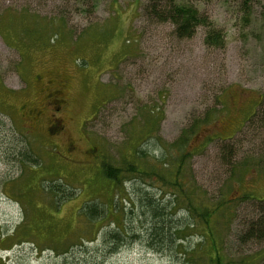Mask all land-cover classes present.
Here are the masks:
<instances>
[{
    "label": "rangeland",
    "instance_id": "obj_1",
    "mask_svg": "<svg viewBox=\"0 0 264 264\" xmlns=\"http://www.w3.org/2000/svg\"><path fill=\"white\" fill-rule=\"evenodd\" d=\"M189 1L222 49L206 27L179 39L149 0H0V264H178L180 240H145L149 199L173 227L193 202L217 209L225 261L264 264V0ZM88 203L109 214L91 221ZM117 224L126 244L111 250ZM196 228L182 237L192 251Z\"/></svg>",
    "mask_w": 264,
    "mask_h": 264
},
{
    "label": "trees",
    "instance_id": "obj_2",
    "mask_svg": "<svg viewBox=\"0 0 264 264\" xmlns=\"http://www.w3.org/2000/svg\"><path fill=\"white\" fill-rule=\"evenodd\" d=\"M145 11L149 18L158 23H171L175 27V34L179 39H190L195 35L199 27H206L208 32L205 44L208 47L217 49L224 47L225 38L222 31L213 27L209 19L202 15L198 8L189 0H149ZM24 157L26 162L30 161L29 151H27ZM31 163H34V166L38 164L36 161H32ZM132 170L133 168L130 167L127 171L131 172ZM121 172L122 170L111 165H104L103 167L105 177L118 184L120 183ZM59 187L56 185L49 187L47 190L55 194L64 193ZM66 195L64 194L65 197ZM69 196L67 195V197ZM152 202L151 199L148 200V206L152 216L150 218L151 222L149 223L151 227L147 230V237L145 238L147 242H151V246H175L176 251V243L180 240L181 244L178 245L179 251H177L179 257L178 264H194L197 255L202 253L207 254L211 264H232L230 263L232 262L231 260H229L230 262L225 261L226 255H224L223 246L214 234L212 219L217 213V209L210 210L209 207L205 206L198 209L196 208L198 206L193 204L194 202L192 201L193 203L188 206L190 218L188 217L185 222H181V224L173 227L172 223L167 219L165 211ZM223 205L221 204V206ZM92 207L93 209H90ZM82 211H84L83 215L93 222L101 221L109 214V212L101 210L95 203H88ZM196 227L200 228L202 243L194 247L192 251L182 242L184 240L182 237L184 234L192 232ZM125 228L124 225L117 224L115 230L105 233V244L109 245L111 250H119L126 244L124 238ZM259 236L262 237L261 234ZM81 243L83 244L82 240ZM243 263L250 264L248 260Z\"/></svg>",
    "mask_w": 264,
    "mask_h": 264
},
{
    "label": "flooded vegetation",
    "instance_id": "obj_3",
    "mask_svg": "<svg viewBox=\"0 0 264 264\" xmlns=\"http://www.w3.org/2000/svg\"><path fill=\"white\" fill-rule=\"evenodd\" d=\"M39 80H41L39 77H37V81L39 82ZM47 97L50 99V106L54 107V109L56 111L61 110L66 103V99L64 97V93L62 89H54L53 91H51ZM37 108H34L32 110L29 111L28 114L32 115L34 114V112H36ZM40 111H38V113L36 114V116H38ZM49 123H52L53 126H51L48 130V132H50L51 135H57L58 133H61L64 129V125H63V121L62 120H55V119H49ZM73 150V145H68L66 147V152L68 154H70Z\"/></svg>",
    "mask_w": 264,
    "mask_h": 264
},
{
    "label": "bare ground",
    "instance_id": "obj_4",
    "mask_svg": "<svg viewBox=\"0 0 264 264\" xmlns=\"http://www.w3.org/2000/svg\"><path fill=\"white\" fill-rule=\"evenodd\" d=\"M14 127V126H13ZM65 193V192H64Z\"/></svg>",
    "mask_w": 264,
    "mask_h": 264
}]
</instances>
